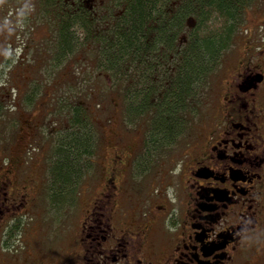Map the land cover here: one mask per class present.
Returning <instances> with one entry per match:
<instances>
[{
	"label": "flooded vegetation",
	"instance_id": "af4514ba",
	"mask_svg": "<svg viewBox=\"0 0 264 264\" xmlns=\"http://www.w3.org/2000/svg\"><path fill=\"white\" fill-rule=\"evenodd\" d=\"M22 5L28 31L32 21L42 35L34 45L24 40L26 53L36 48L39 56L32 64L13 67L19 78L0 65V91L6 87L8 99L4 106L0 103V264H264V21L246 29L241 45L236 41L226 53L232 51L234 72L225 80L218 73L188 142L171 146L165 154L157 153L161 146L135 149L130 131L120 135L110 117L97 143L99 148L114 143L109 162L97 165V153L82 155L79 173L84 172V182L75 180L71 193L52 201L49 183L44 194L50 171H41L45 162L34 161L30 148L40 144L41 133L51 151L56 142V123L43 106L30 101V96L41 94L40 100L47 102L46 87L62 76L55 64L48 73L40 72L46 45L51 51L62 31L70 36L78 29L71 21L74 15L86 16L84 29L93 36L91 31L99 26L89 22L118 18L123 3L24 0ZM11 17L22 23V16L11 12ZM11 39L9 46L16 50L17 39ZM91 50L90 45L88 54ZM172 57L170 53L168 59ZM88 64L93 65L90 57ZM164 64L171 79L172 63ZM99 74L108 81L107 72ZM44 79L51 82L41 87ZM92 162L99 170L95 189L89 174ZM134 171L145 173L137 193L131 185ZM39 199L54 205L59 201L58 207L76 214L74 222L61 226L65 232L51 246L43 238L46 234L26 226ZM19 224H24L25 238L12 231Z\"/></svg>",
	"mask_w": 264,
	"mask_h": 264
},
{
	"label": "trees",
	"instance_id": "16d2710c",
	"mask_svg": "<svg viewBox=\"0 0 264 264\" xmlns=\"http://www.w3.org/2000/svg\"><path fill=\"white\" fill-rule=\"evenodd\" d=\"M22 1L0 0V6ZM121 1L123 12L118 18L96 17L89 22L99 26L98 31H91L93 36L84 29L86 16L74 15L71 21L78 29L70 36L62 31L51 51L46 45L44 71L40 72L48 73V67L55 64L62 76L46 87L47 102L40 100L41 94L30 96V101L43 106L56 123L52 157L41 169L51 173L52 201L72 192V184L80 176L77 168L82 155L103 149L97 143L102 139L103 123L110 117L120 135L130 131L135 149L172 142L184 126V114L194 107V97L235 44L255 0ZM190 18L195 22L193 28ZM90 45L93 50L88 54ZM170 53L178 62L171 79H166L162 76L168 73L166 61L159 59L167 60ZM89 57L93 65L88 64ZM98 69L109 74L108 81ZM7 71L19 78L17 69L8 66ZM50 82L44 79L41 87ZM106 96L112 97L110 103ZM58 183L66 187L65 193Z\"/></svg>",
	"mask_w": 264,
	"mask_h": 264
},
{
	"label": "rangeland",
	"instance_id": "374dc122",
	"mask_svg": "<svg viewBox=\"0 0 264 264\" xmlns=\"http://www.w3.org/2000/svg\"><path fill=\"white\" fill-rule=\"evenodd\" d=\"M20 14L22 16L21 18L22 23H20V25L19 23H17L16 27L18 28V30L7 19V17H9V13L5 15H0V40L4 43V45L2 44L0 45V47L8 46V43L11 42L12 40L11 38L13 37L17 39L15 42L18 45V47L16 49L17 51H15V54H14L15 58L12 55V57L14 58V61L11 64L12 68L22 67L21 65L22 63L32 64L33 63L32 60L39 56V53L35 51L37 50L36 48L31 49L30 53H26V50L24 48V40H26V43L30 45H34L35 42H39L41 40L42 29H40L34 22L30 21L29 23H31L30 25L33 26V29L29 32L27 29L28 23L25 22V19L23 18V17H26L28 13L23 11ZM32 16L37 17L38 15L33 14ZM263 21H264V0H255L252 3L251 7H249V10L247 11V15H246L245 22L243 24V28L250 30L256 24L261 25ZM44 30L45 29L43 28V32ZM25 34H27L28 36L27 39H24ZM242 34H243V31L242 29H240L239 33H237L236 35V40H235L237 41L238 45H241L240 41H243ZM231 55H232V51L228 54L227 57L223 56V60L221 64L222 67L219 70L215 71L211 77H209L206 85L204 86V89L200 92V94L198 92L197 96L194 97L193 99L194 107L191 109V111L187 115L184 114L183 120L185 118L186 120L184 122L183 128L181 129L179 134L176 136V138L172 142L164 145L163 149H158L157 153L165 154L168 152L171 146L173 148H176V146H181L182 144H184L185 142H188L191 139L192 134L196 132L197 130V126H198L197 116L199 114L198 111L202 109V105L204 104L205 100L210 96L213 88L215 87L216 82L219 77L218 73H221L222 75H224L223 79L225 80V79H228L230 75L234 72L235 65L231 63L232 62V59L230 60ZM177 62H178V57L176 55H173L172 60L167 59L165 63H168V64L172 63L174 65L173 69L174 68L176 69ZM0 63H3L2 56H0ZM162 76H164L166 79L167 78L170 79L169 73L163 74ZM6 92H7L6 87L2 88V90L0 91V97L3 98L5 96L6 98L5 100L3 99L4 103H6V101L8 100L6 96L7 95ZM111 99L112 97L106 96L105 97L106 103H110ZM179 117L180 115L177 114L176 118H179ZM187 123H188V126H187ZM110 135H111V131H110ZM38 137L41 140L40 144L38 145L32 144L30 146L32 154H33L32 156L34 157V161H36L37 159L41 160L42 162H45V165L47 166V162H50V157H51V145L48 143V141L45 139L42 133ZM114 152H115L114 143L105 144L103 146V149H100L99 152L95 155L96 161H97L96 164L97 165H100V163L107 164L110 160V157L112 156ZM81 159L82 161L78 164V168H77L78 172L82 171V167H83L82 162L83 160H85V158L82 156ZM101 159H103L102 162H101ZM91 165L92 166L90 168L89 174L91 175L92 186L95 189L97 182H98L99 170L95 168L94 162H92ZM144 174L145 173H142L139 171H134L133 181L131 182V185L134 187V190L136 193L139 191L138 184H144L142 182ZM79 175L81 176H79L78 178L76 177L77 184L78 182H84V179H85L84 172H81V174L79 173ZM50 176H51V173H48L47 179L45 181L44 194H46L48 183L51 186V191L53 190V182L50 181ZM75 185H76V182H75ZM58 187L61 190V192L63 193L66 192V187H64L63 185L58 183ZM55 188H57L56 185H54V189ZM77 190L78 189L76 188V193H77ZM38 202H41V204L34 206L32 209V212L28 213L27 216L30 218L25 219L26 226H27V229L29 228L35 233L46 234L47 236H44L43 238L46 239L47 237V240L49 241L47 243V246H51L52 245L51 241L55 239L59 234H62L65 232V228H63L62 230L60 229L61 226H63L64 224L67 225V224L74 222L76 220V214L73 211L66 209V206L58 207L57 205H54L53 203H51V201H48V203L46 204L45 202H43V199H39ZM23 217L25 216L23 215ZM23 227H24V224L22 225L19 224L16 229H13V232L21 234V237L25 238V236L22 234V232L24 231ZM27 229L25 230V232H27ZM13 237L16 240L15 236Z\"/></svg>",
	"mask_w": 264,
	"mask_h": 264
},
{
	"label": "water",
	"instance_id": "95a60500",
	"mask_svg": "<svg viewBox=\"0 0 264 264\" xmlns=\"http://www.w3.org/2000/svg\"><path fill=\"white\" fill-rule=\"evenodd\" d=\"M190 21V20H189ZM192 21V20H191ZM190 21V23L189 24H191L192 22Z\"/></svg>",
	"mask_w": 264,
	"mask_h": 264
}]
</instances>
